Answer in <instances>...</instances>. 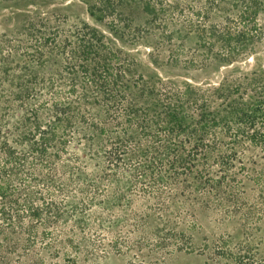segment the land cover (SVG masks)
<instances>
[{
    "label": "rangeland",
    "instance_id": "1",
    "mask_svg": "<svg viewBox=\"0 0 264 264\" xmlns=\"http://www.w3.org/2000/svg\"><path fill=\"white\" fill-rule=\"evenodd\" d=\"M97 1L0 0V154H26L0 170L61 210L35 240L0 219L23 246L0 259L264 264V150L221 125L264 97V0H108L107 14ZM205 125L206 157L176 162ZM223 169L234 196L198 178Z\"/></svg>",
    "mask_w": 264,
    "mask_h": 264
},
{
    "label": "trees",
    "instance_id": "2",
    "mask_svg": "<svg viewBox=\"0 0 264 264\" xmlns=\"http://www.w3.org/2000/svg\"><path fill=\"white\" fill-rule=\"evenodd\" d=\"M93 7L101 12L108 13V10L110 8V5L108 3V0H99L95 2ZM34 35L31 31L29 34ZM95 39V37L93 38ZM94 50V49H93ZM86 51V50H85ZM86 55H92V50L85 52ZM98 53V52H97ZM96 54V52H95ZM255 87V86H254ZM254 91L258 93H264L261 88H253ZM260 91V92H259ZM235 121L237 123V128L233 129L232 126L228 124L227 121L222 122L221 125L225 128V133L227 135L234 136V141L236 143L241 142V137H245L249 140L251 146L253 147H261L264 150V97H262L254 106H251L245 110H238L235 116ZM217 125V124H215ZM207 129L208 126L205 125L202 128V134L199 137L200 142L195 144L194 147L188 152L187 156L184 158H178L175 157L174 160L181 164L182 160H185L188 162L190 166L197 165L198 162V151H201L200 153L206 157L207 154V147H209L208 144H205L204 141L205 136L207 135ZM172 135L176 133V130L173 128L168 129ZM189 130H185L187 133ZM196 131V130H195ZM48 138H42V143L35 142V146L32 148V153H43L46 154L47 152V142ZM202 144V146H201ZM3 151L5 153L6 161L7 162H14L18 165H20L24 161L25 153L22 151L17 150L16 148L6 146V148H3ZM196 153V154H195ZM0 154V160L1 158H4ZM204 163H207L206 160H204ZM226 165H228V162H224ZM229 165L233 166L234 164L229 161ZM161 163V167H162ZM186 167V166H185ZM224 174L222 176L215 177L212 176L210 170L206 171L205 174L199 172L198 178H204V181L208 184V186L212 189H218L223 193V196L229 195L234 196L233 192L229 190L230 188H223L222 186L226 184L228 179V171L224 170ZM19 176V173L13 174L10 178L9 176L5 177L3 173L0 170V219L6 220L11 230L13 232L22 233V234H28L29 240H35V237L37 235V231L42 226H47L50 223H53L51 220L53 211L56 212L58 216H60V207H57L54 205L51 201H43L41 204H38L35 200L36 197L32 196V194L39 188V186L35 183L33 185H30L26 183L23 180H17L19 183H23L24 186H18L14 183V176ZM188 199H194L196 201H203L202 195H193L191 192L189 196H187ZM209 199V197L207 196ZM228 199V198H227ZM39 200V198H38ZM212 205V204H211ZM1 227V225H0ZM21 234V235H22ZM0 248L7 249L9 245H15V247L23 248L22 242L17 240H13L10 235L5 234L3 229H0ZM177 237V233L172 232L171 236ZM27 239V240H28ZM168 238H166L165 242ZM3 241V242H2ZM6 242V244H5ZM158 245V244H156ZM160 246V244H159ZM26 247V246H25ZM27 248V247H26ZM24 251L27 252L24 248ZM17 258H15V261L19 262L20 264H25L26 261L23 259H20L21 257L29 256L30 254H22L23 252H19L18 250L15 251ZM224 253V252H222ZM2 251H0V256ZM230 255L232 253L230 252ZM5 258H8L4 255ZM236 264H261L260 262L255 261L254 257L251 254H245V255H238L234 258ZM7 262L2 261L0 259V264H6ZM226 264H231L230 262H227Z\"/></svg>",
    "mask_w": 264,
    "mask_h": 264
}]
</instances>
